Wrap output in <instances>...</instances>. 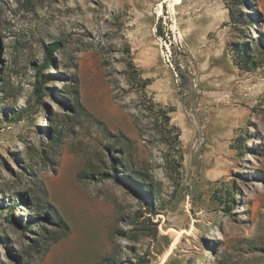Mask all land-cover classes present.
<instances>
[{
  "label": "rangeland",
  "instance_id": "374dc122",
  "mask_svg": "<svg viewBox=\"0 0 264 264\" xmlns=\"http://www.w3.org/2000/svg\"><path fill=\"white\" fill-rule=\"evenodd\" d=\"M263 51L264 0H0V264H264Z\"/></svg>",
  "mask_w": 264,
  "mask_h": 264
},
{
  "label": "trees",
  "instance_id": "16d2710c",
  "mask_svg": "<svg viewBox=\"0 0 264 264\" xmlns=\"http://www.w3.org/2000/svg\"><path fill=\"white\" fill-rule=\"evenodd\" d=\"M229 13H230V15L232 17L235 15L234 10L231 7H229ZM56 45H57V42L47 46L42 63L35 67L36 68V72L35 73L38 74V78H39L40 75L43 77V75L41 74V70L43 68H45L46 66H48L49 64H51V62H52L51 61L52 53L57 48ZM234 50L236 52V57H238L237 58V64H238V66L240 68L249 70V69L255 68V67H257L259 65L260 61L251 59V55L248 53L247 50H245L243 44L236 43L234 45ZM263 54H264V51H263ZM263 59H264V56H263ZM131 64H132L131 61H128V66L130 68H132ZM132 72H134L135 75L132 74L131 76H132V78H135L136 74L138 75V72H136V71H132ZM138 80L141 82L140 88H139L140 91H141V96L140 97L144 98V97H146L145 86L150 82V79L149 78H142V77L139 76ZM38 84H39V86L37 88H41V84H43V80L42 79H38ZM75 93H77L76 90H75ZM150 102L152 104H156L158 106V110L157 111L159 112L160 116L163 118V120H164V122L166 124L169 123V121H170L169 112L172 111L173 109L169 108V107L166 109L165 107H162V106L158 105L157 103H154L153 101H151V99H150ZM100 124H102V123H100ZM103 130L106 132V134H108V136H112V133L107 131L106 128H103ZM165 132H167L168 135H172L173 136V140H174L173 145H178V143L180 141L179 140V135H180L179 128L176 125H170V127H168V130H166ZM167 138H169V137H167ZM176 151L178 152L179 158H180L181 157V152H180V148L178 146H177ZM120 154H121L120 157L113 158L112 164H114V169H115L116 166H118V167L120 166V168H122L121 177L131 178L133 180L135 179V180H137V182L139 184H141L145 180L144 175L142 173H138L137 176H134L131 173L126 172L127 171V169H126L127 168V162H126L127 160L123 157L124 156V152L121 151ZM81 174L94 176L95 172L94 171L82 172V173L78 174V177L83 176ZM114 176H115L114 177L115 180L117 182H119V179L117 178V176L116 175H114ZM36 208L41 209L42 207L40 205H36ZM25 225H27V222L25 223Z\"/></svg>",
  "mask_w": 264,
  "mask_h": 264
},
{
  "label": "bare ground",
  "instance_id": "6f19581e",
  "mask_svg": "<svg viewBox=\"0 0 264 264\" xmlns=\"http://www.w3.org/2000/svg\"><path fill=\"white\" fill-rule=\"evenodd\" d=\"M169 2L170 6L172 7V9H174L175 5L180 3L181 0H166ZM206 45V44H205ZM200 46V45H199Z\"/></svg>",
  "mask_w": 264,
  "mask_h": 264
}]
</instances>
